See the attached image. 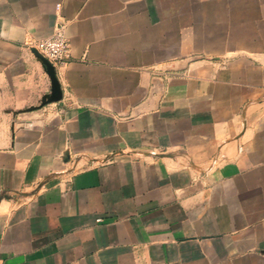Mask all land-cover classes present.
Wrapping results in <instances>:
<instances>
[{
  "label": "crops",
  "instance_id": "1",
  "mask_svg": "<svg viewBox=\"0 0 264 264\" xmlns=\"http://www.w3.org/2000/svg\"><path fill=\"white\" fill-rule=\"evenodd\" d=\"M201 1L0 0V264H264V46L169 55Z\"/></svg>",
  "mask_w": 264,
  "mask_h": 264
},
{
  "label": "rangeland",
  "instance_id": "2",
  "mask_svg": "<svg viewBox=\"0 0 264 264\" xmlns=\"http://www.w3.org/2000/svg\"><path fill=\"white\" fill-rule=\"evenodd\" d=\"M259 4L244 0L193 5V18L180 21L182 35L176 36L177 50L171 56L189 59L223 60L240 52H230L242 44L264 46V0ZM198 6V7H197Z\"/></svg>",
  "mask_w": 264,
  "mask_h": 264
},
{
  "label": "built area",
  "instance_id": "3",
  "mask_svg": "<svg viewBox=\"0 0 264 264\" xmlns=\"http://www.w3.org/2000/svg\"><path fill=\"white\" fill-rule=\"evenodd\" d=\"M34 47L39 54L53 64L66 56L68 40L63 28L59 27L51 36L37 41Z\"/></svg>",
  "mask_w": 264,
  "mask_h": 264
},
{
  "label": "water",
  "instance_id": "4",
  "mask_svg": "<svg viewBox=\"0 0 264 264\" xmlns=\"http://www.w3.org/2000/svg\"><path fill=\"white\" fill-rule=\"evenodd\" d=\"M35 52H36V55L38 56V58L44 64L46 71H47L48 75L50 76V79H51V100L52 101L59 100L61 98V88H60V85L57 81L54 67L48 59L43 57L37 51H35Z\"/></svg>",
  "mask_w": 264,
  "mask_h": 264
}]
</instances>
